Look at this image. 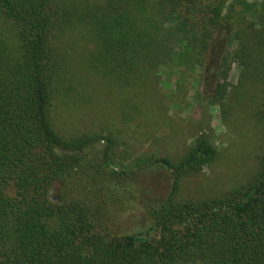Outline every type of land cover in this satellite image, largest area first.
<instances>
[{
  "label": "trees",
  "instance_id": "16d2710c",
  "mask_svg": "<svg viewBox=\"0 0 264 264\" xmlns=\"http://www.w3.org/2000/svg\"><path fill=\"white\" fill-rule=\"evenodd\" d=\"M226 1L0 0V264H264V155L228 193L178 199L183 178L218 155L204 134L178 160L145 163L165 168L171 186L136 229L104 226L87 196H49L90 169L111 182L120 174L111 134L70 135L55 124L54 105L68 93L67 31L86 30L88 68L114 82L151 76L172 41L176 60L203 56L224 24L241 37L246 67L253 55L264 63V0Z\"/></svg>",
  "mask_w": 264,
  "mask_h": 264
},
{
  "label": "rangeland",
  "instance_id": "374dc122",
  "mask_svg": "<svg viewBox=\"0 0 264 264\" xmlns=\"http://www.w3.org/2000/svg\"><path fill=\"white\" fill-rule=\"evenodd\" d=\"M233 1L238 6L240 0ZM90 39L81 28L61 38L68 93L55 103L53 117L57 128L70 135L111 134L112 168L120 174L111 182L107 173L90 169L84 179L54 183L53 200L87 196L104 226L116 233L136 229L148 222V209L160 205L171 186L165 168L145 163L153 156L178 160L199 134L218 155L183 178L178 199L213 198L252 178L264 155V63L253 55L245 66L238 55L241 37L228 24L212 33L203 56L176 60L178 45L172 41L155 73L129 84L101 78L88 68Z\"/></svg>",
  "mask_w": 264,
  "mask_h": 264
}]
</instances>
